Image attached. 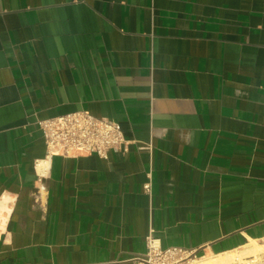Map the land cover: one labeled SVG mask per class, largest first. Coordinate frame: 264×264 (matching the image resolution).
I'll use <instances>...</instances> for the list:
<instances>
[{
    "label": "crops",
    "instance_id": "0c3cea01",
    "mask_svg": "<svg viewBox=\"0 0 264 264\" xmlns=\"http://www.w3.org/2000/svg\"><path fill=\"white\" fill-rule=\"evenodd\" d=\"M76 110L126 149L47 155L37 120ZM148 234L264 243V0H0V264H137Z\"/></svg>",
    "mask_w": 264,
    "mask_h": 264
},
{
    "label": "built area",
    "instance_id": "2783aa9c",
    "mask_svg": "<svg viewBox=\"0 0 264 264\" xmlns=\"http://www.w3.org/2000/svg\"><path fill=\"white\" fill-rule=\"evenodd\" d=\"M47 155L75 156L95 154L107 158L111 150H125L128 141L113 120L95 116L87 110H76L37 120ZM150 191V182L143 184ZM147 251L135 257L137 264H193V258L204 256L198 250L181 247L162 248L157 239L146 236ZM224 264H264V252L245 254Z\"/></svg>",
    "mask_w": 264,
    "mask_h": 264
},
{
    "label": "bare ground",
    "instance_id": "6f19581e",
    "mask_svg": "<svg viewBox=\"0 0 264 264\" xmlns=\"http://www.w3.org/2000/svg\"><path fill=\"white\" fill-rule=\"evenodd\" d=\"M264 252V243H257L256 240H251L250 243L238 249L227 251L223 253H217L212 255H204L202 257L193 258V264H224L225 262L238 258L244 254Z\"/></svg>",
    "mask_w": 264,
    "mask_h": 264
},
{
    "label": "rangeland",
    "instance_id": "374dc122",
    "mask_svg": "<svg viewBox=\"0 0 264 264\" xmlns=\"http://www.w3.org/2000/svg\"><path fill=\"white\" fill-rule=\"evenodd\" d=\"M245 255V254H244ZM242 256V255H241Z\"/></svg>",
    "mask_w": 264,
    "mask_h": 264
}]
</instances>
